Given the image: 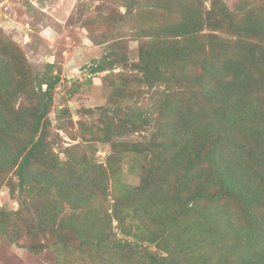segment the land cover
<instances>
[{"label":"trees","instance_id":"16d2710c","mask_svg":"<svg viewBox=\"0 0 264 264\" xmlns=\"http://www.w3.org/2000/svg\"><path fill=\"white\" fill-rule=\"evenodd\" d=\"M120 1L124 18L143 26L135 34L138 60L128 62L120 55L121 44H112L92 62L90 73L113 66L135 70L136 82L159 98L151 113L135 105L126 106L125 113L102 108L109 112H103L106 131L99 139L109 147L111 171L126 154L136 157L132 163L149 158L147 166L131 165L139 170L136 189L113 175L111 207L118 231L124 233L122 215L130 204L134 213L164 224L159 239L177 240L179 249L159 259L146 255L141 264H264V1L258 15L253 8L241 17L225 0H208V7L198 0ZM204 30L236 36L235 56L228 55L229 42L203 35ZM17 52L0 31L6 61L0 66V187H9L18 202L16 211L0 210V236L33 255L52 252L53 264H95L113 247L126 252L111 242V228L103 230L85 210L107 193L106 178H94L99 167L81 179L80 162L69 154L66 162H47L48 115L60 79L48 63L33 75ZM188 69L196 73L187 77ZM115 76L126 80L123 73ZM151 125L155 130L148 141L118 140ZM8 175L16 181H7ZM69 208L73 211L59 220Z\"/></svg>","mask_w":264,"mask_h":264},{"label":"rangeland","instance_id":"374dc122","mask_svg":"<svg viewBox=\"0 0 264 264\" xmlns=\"http://www.w3.org/2000/svg\"><path fill=\"white\" fill-rule=\"evenodd\" d=\"M198 1L205 7L209 6L208 0ZM225 1L229 5L233 4V8L237 6L236 12L241 17L243 13L253 8V15H258L264 0ZM240 1L244 3L240 4ZM121 2L0 0V31L14 43L18 49L17 53L22 54L29 72L33 75L43 73L44 65L48 63L52 64L53 75L59 76L60 79L52 92V106L48 115L51 128L46 142L51 150L46 155L47 162H50L49 164L56 161L66 162L69 154L80 162L77 173L82 175L81 179H85L86 173H91V170L99 167L96 169L98 173L94 171V178L97 182H103L102 178L107 180L105 197H102L101 192L99 195L102 196L94 198L92 205L85 206V210L92 211L94 217L101 222L103 230L111 228L109 230L114 233L111 242L114 239L119 246H125L127 250L119 252L113 247L111 252L97 256L95 264H141L142 258L146 255L159 259L179 250L177 240L159 239L164 224L158 220H151V217L149 219V215L134 213L136 207L130 204H126L122 215L124 233L118 231V222L111 207L114 202V197L110 194L113 175L119 178L122 185L136 189L140 185L139 170L137 167L132 168L131 165L142 163L147 166L149 158L141 159V163H132L136 157L126 154L120 161L115 162L114 170L111 171L106 164L109 147L99 139L102 132L106 131V125L101 123L103 120L101 118L105 116L103 112L105 114L109 112L108 110L102 112V108L112 107L120 113L121 111L125 113L126 106L135 105L144 113H151V110H155L151 104L159 98L158 94H152V91H147L142 83L136 82L134 76L138 73L135 70L113 66L112 70L105 68L98 74L90 73L92 62L102 58L105 53L108 54L112 44H121L120 55L125 56L128 62L138 60L140 43L135 34L138 28L143 26L139 25L136 28L132 25L137 23L136 21L124 18L127 11ZM99 13L102 14V19L98 18ZM85 22L87 26L84 25ZM203 33L214 34L217 41L221 38L227 42V46L229 42L228 55L235 56L239 47V39L236 36L231 38L228 36L227 39L221 31L204 30ZM147 39L148 37L141 41ZM5 62V58L0 54V66ZM192 71L186 70L185 75L192 77L196 73ZM118 73L126 75V80L117 81L115 75ZM174 89L182 88H177L176 85ZM61 109H65L66 112L59 113V117H56ZM88 110H92L93 113H88ZM154 130L151 125L148 126L147 132L123 133L118 140L124 145L139 144L148 141L150 132ZM35 167L38 170V165ZM103 169L104 173H101ZM6 179L10 183L16 181L12 175H8ZM0 204L2 205L0 210L6 212L18 209L17 200L10 196L9 187L5 185L0 187ZM72 211L69 208L67 213L60 214L59 220L61 216H66ZM83 211L84 208H80L76 213L80 215ZM53 256L50 251L37 255L30 254L14 243L5 242L0 236V264H53Z\"/></svg>","mask_w":264,"mask_h":264},{"label":"built area","instance_id":"2783aa9c","mask_svg":"<svg viewBox=\"0 0 264 264\" xmlns=\"http://www.w3.org/2000/svg\"><path fill=\"white\" fill-rule=\"evenodd\" d=\"M0 207H2V205L0 204Z\"/></svg>","mask_w":264,"mask_h":264}]
</instances>
